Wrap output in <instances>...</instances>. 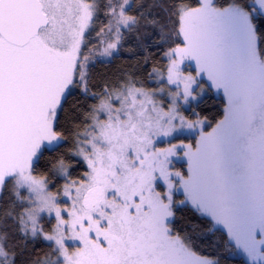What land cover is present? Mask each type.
Masks as SVG:
<instances>
[{
  "label": "snow or ice",
  "instance_id": "1",
  "mask_svg": "<svg viewBox=\"0 0 264 264\" xmlns=\"http://www.w3.org/2000/svg\"><path fill=\"white\" fill-rule=\"evenodd\" d=\"M128 46L132 70H98ZM252 56L264 0H0V264H264L238 162L264 137L234 74Z\"/></svg>",
  "mask_w": 264,
  "mask_h": 264
},
{
  "label": "rangeland",
  "instance_id": "2",
  "mask_svg": "<svg viewBox=\"0 0 264 264\" xmlns=\"http://www.w3.org/2000/svg\"><path fill=\"white\" fill-rule=\"evenodd\" d=\"M219 15L221 13L213 11L212 5L202 7L201 11L192 13V18L196 19L198 24L195 28L186 24V30L190 34L195 31L200 35L202 42L205 39H218L221 33L214 26V21ZM234 74L238 78L249 109L255 110L259 115V108L264 104V64L254 56L246 58L243 62L237 57L234 62ZM238 162L242 168V183L249 199L257 209L264 207V137L257 135L253 138L238 155Z\"/></svg>",
  "mask_w": 264,
  "mask_h": 264
},
{
  "label": "trees",
  "instance_id": "3",
  "mask_svg": "<svg viewBox=\"0 0 264 264\" xmlns=\"http://www.w3.org/2000/svg\"><path fill=\"white\" fill-rule=\"evenodd\" d=\"M133 52L131 46L125 47L121 50V54L115 57L111 64L109 65H98V70L101 73L109 71L113 74H116L119 70L127 69L132 70L129 68L131 65L133 68L135 67L137 60L141 59L140 57L129 58L130 54ZM215 107H213L212 111L209 115H216L220 109L223 107L222 98L220 95H217L215 101L213 102ZM217 118H219L217 116ZM228 264H243V257L242 256H235L229 260Z\"/></svg>",
  "mask_w": 264,
  "mask_h": 264
}]
</instances>
